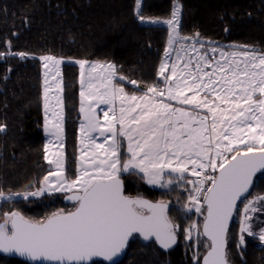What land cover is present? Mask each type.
<instances>
[{
    "label": "snow or ice",
    "instance_id": "6c2138e0",
    "mask_svg": "<svg viewBox=\"0 0 264 264\" xmlns=\"http://www.w3.org/2000/svg\"><path fill=\"white\" fill-rule=\"evenodd\" d=\"M136 8L140 9L139 0ZM180 10L177 2L173 6L171 19L164 21L171 28L169 49L178 39L193 40V44L189 49L183 46L180 49L188 57L186 61L177 53V61L183 64L182 68L173 63L170 74L165 75L169 65L162 62L159 75L167 85V98L181 105H191L192 111L157 102L154 97L165 96V90L157 86H149L140 97L129 95L122 86L112 83L116 74L112 64L92 63L86 75L85 65L89 62L76 61L81 68L80 111L85 121L80 126L83 147L78 174L74 180L64 176L63 153L58 150L54 154L55 160L45 156L48 163L55 164L56 171L50 172L49 176H56L57 180L53 182L48 176L44 177L43 183L48 187L41 189L75 190L69 197L76 202L75 210L54 213L36 221L27 219L19 212L6 213L0 223V252L16 253L33 264H96L94 258L112 262L135 234L145 241H154L167 251L178 243L182 231L169 218L167 203H154L139 196L125 195L121 174L143 173L148 183L158 184L164 172L168 171L178 174V180H185V173L197 177L186 182L192 185L188 196L190 205L202 215L206 211L203 235L211 241V250L203 264H230L226 252L228 225L236 202L248 191L255 174L264 172V53L250 52L246 46H242L245 47L244 51L220 50V59L213 57L210 60L206 53L200 54L195 46L198 33L195 37H180ZM140 19H144L142 14ZM169 49L165 50L166 56ZM217 50L216 47L210 49L213 53ZM191 52H196L195 68L192 67ZM17 55L24 58L26 54ZM40 59L44 62V68L52 73L51 77L45 73L46 130L47 123H52L53 134L60 140L64 130V101L60 95L63 87L59 65L63 61L51 55ZM93 73L98 75L94 77ZM50 79L56 81L55 85L49 83ZM119 79L124 80L125 77L120 76ZM130 83L136 85L137 81ZM53 88L58 93L55 108L59 111H53L49 118L48 93ZM189 92L191 96L187 94ZM148 93H152V98ZM85 101L88 103L85 104ZM92 101H96V105ZM116 101L120 102L119 115L115 109ZM100 103L110 105L103 114L105 126L101 125L95 112V107ZM221 104L227 107H221ZM202 108L211 113L210 125L209 116L196 111ZM93 132H99L101 136L105 132L111 133L110 137L105 136L106 141L111 140L109 147L105 148L103 143L97 144L91 136ZM117 135L128 141L130 158L123 161ZM85 141H90L95 149H102L105 158L101 159ZM62 148L61 143L59 149ZM173 182L169 177L167 184ZM3 196L0 192V197ZM258 199L264 200V197ZM251 203L245 206L246 213L250 208L256 210ZM191 206L185 207L191 211ZM249 219L250 216H245L240 231L252 236L255 233L247 223ZM195 228L198 226L193 224L184 229V238L190 240ZM259 239L264 242V229ZM239 243H245L243 235Z\"/></svg>",
    "mask_w": 264,
    "mask_h": 264
},
{
    "label": "trees",
    "instance_id": "16d2710c",
    "mask_svg": "<svg viewBox=\"0 0 264 264\" xmlns=\"http://www.w3.org/2000/svg\"><path fill=\"white\" fill-rule=\"evenodd\" d=\"M134 1L0 0V128H3L0 131V192H35L48 172L42 148L40 57L51 55L63 61V138L69 178L74 176L79 118L75 62L114 65L116 76L125 77L124 82H117L131 93H141L130 85L132 80L143 86L162 84L157 78V67L165 52L166 30L141 25L135 18ZM173 2L143 0L141 14L145 19L168 18ZM177 2L181 8L179 32L182 37H195L198 33L196 42L201 41L202 45L242 50H245L242 46H246V49L264 53V0ZM17 53L26 55L21 58ZM134 176L136 174L131 172L121 175L125 195H140L153 202L166 203L172 199V192L145 187L143 182L139 185ZM252 192L264 193V174L256 177ZM46 200L47 196L41 197V201ZM11 203L14 211L33 221L44 220L56 211L73 210L59 198L53 206L37 204L36 200ZM36 212L37 216H33ZM173 212L175 210L168 205L170 219ZM255 215L256 229L261 228L264 206L262 212ZM236 239L237 226L232 221L226 252L233 264H264V245L256 239H246L238 255ZM175 249L164 253L154 242L143 243L133 237L118 264H183L182 254ZM0 264L26 263L0 256ZM186 264H191L190 259Z\"/></svg>",
    "mask_w": 264,
    "mask_h": 264
},
{
    "label": "rangeland",
    "instance_id": "374dc122",
    "mask_svg": "<svg viewBox=\"0 0 264 264\" xmlns=\"http://www.w3.org/2000/svg\"><path fill=\"white\" fill-rule=\"evenodd\" d=\"M142 1L143 0H139L140 2V9L137 10L136 8V4H137V0L134 1V14H135V18L138 20V22L141 25H147V26H158V27H162L165 28L166 30V44H165V50L169 49V45H168V40H169V34L171 32V28L169 27V25H167L166 23H164V21L171 19V15L168 18H162V19H140V14H141V7H142ZM177 3V0H174L173 4H172V10H173V6ZM181 9V8H180ZM171 10V13H172ZM139 13V14H138ZM180 15H181V10H180ZM180 20V17H179ZM155 21V22H153ZM180 25V23H179ZM179 31V28H178ZM180 37L181 34L179 32ZM197 43L196 48L199 50L200 54H205L203 52V49L206 48V45L204 44L203 47H201V41L196 42ZM193 44V40H183V39H178L175 43H173L172 47L169 49V55L166 56L165 52L162 56V58L160 59V62L158 64L157 67V78H163L159 75V69H160V65L162 62H167L169 67L168 70L165 72V74L170 73L171 72V66L173 63H176L178 65L179 68L183 67V64L177 61V53L179 52L181 56L184 57V60H187V56H184L183 52H180L181 47L183 46V48L185 49H189ZM213 45V44H211ZM213 46H209L207 47V56H209V59L211 60L213 57H215V59L219 60L220 59V50H217V52L213 53L210 51V49ZM230 49V48H229ZM244 51L242 49L239 48H231V50L228 51H224V52H229V51ZM250 52L254 51L252 49H246ZM255 52V51H254ZM258 53V52H256ZM190 55L193 57V65L192 67L195 68V57H196V52H191ZM214 62V61H213ZM95 63V62H91L90 64ZM44 62L41 60V64H40V74H41V88H40V98H41V117H42V124H41V133H42V148H43V160L44 163L46 164V168L48 169L47 174L44 176H48L50 181L55 182L57 180L56 176H49L50 172H55L56 171V166L55 164H50L48 163V160L45 159V156H48V159L50 160H55L56 156L54 155L58 150L62 151L63 156V167H64V176L69 179V180H74L77 177L78 174V165H79V157L81 155V148L83 147V145L81 144V139H82V133L80 131V126L82 123H84V114L81 113L80 111V107H81V96H80V91H81V68L80 65L78 63L75 62V65L78 67V83H79V105H78V109H77V114H78V122H77V139H76V153H75V158H76V163H75V169H74V176L72 178H69L67 176L66 173V169H65V140L63 138V133H62V138L60 140H57L56 136L53 134V126L52 123H47V130H46V111H45V98H44V89H45V73H48L49 77H51L52 73L49 71V69L44 68L43 66ZM90 64L85 65V74L87 75V72L89 70ZM61 65L62 63L59 65L60 68V72H61ZM106 65V64H105ZM50 68L52 67L51 65L49 66ZM206 71H211V69H205ZM98 73H94V77L97 76ZM62 77V76H61ZM61 77H57V79H61ZM113 79L116 80H120L119 77H117L116 75L113 77ZM124 81V80H122ZM49 83H51L52 85H55L56 81L55 80H49ZM130 85L134 86V87H141L143 89H145L147 86H143V85H139V84H131ZM156 86V85H154ZM62 87H63V80H62ZM101 91H104V88L100 89ZM58 93L56 92V89L53 88L52 91H50L48 93L49 96V109L47 111V116L49 118H51L52 116V112L53 111H59L58 108H55L56 105V99L55 96ZM60 95H62L63 97V92L60 93ZM88 101H85V104H87ZM93 105H96V101H92ZM108 104H103L100 103L97 107H95V112L96 115L100 118V122L102 126L106 125V121L103 118V114L105 111H107L109 109ZM109 116H111V112H109ZM63 129H64V104H63ZM91 136L93 138H95V141L97 144L99 143H103L105 148L109 147V144L111 143V140H105V136L110 137L111 133L105 132L104 136H101L99 132H93L91 133ZM86 143H88L89 148L95 149V146L90 142V141H85ZM227 142V141H226ZM63 144V148L59 149V145ZM241 147H243L241 145ZM47 148V152L45 151V149ZM85 151H88V149H84ZM95 151L97 152V155L100 156L101 159H104V155H103V150L102 149H95ZM89 155H91V153H89ZM226 155H231L230 153H226ZM185 180H176L174 181L172 184H167V180L169 179L168 177H163L160 181V183L158 184H152V186H150L147 182V178L145 177V182H143L142 179H140L137 175L133 177V179L136 180V182L141 185V183L143 182V185H146L145 187H151L153 189H158V190H164V191H169L172 192L173 194H171L172 199H169L166 201V203H168L169 208L172 210H175V212H173V214H171V219L173 220L176 219L174 221V223L178 224L181 228V234L179 237V241L176 245V252H180L182 254V260H183V264H186L188 259H190L191 264H200V259L202 257V255L204 254V252L208 249L209 247V243L202 237L201 234V223L203 221L204 218V213L203 215L201 213H198L195 211V207L190 205V201L188 199L189 196V192L192 188L191 184H187V180H196L197 177L196 176H192L189 175L188 173H185ZM187 175L189 177H187ZM142 180V181H141ZM43 180L41 181L39 188L35 191V192H26L27 198H25V194L26 193H18V194H4L3 197H0V223L3 222L5 214L6 213H11V212H17L13 210V206H12V201H16V200H24V201H28V200H36L37 204L39 203H45L49 206H53L55 201L57 200V198H59V200L61 201L63 199L64 196L69 195L74 193L75 190L73 191H41L42 188L47 189V185H45L43 183ZM160 184H165L166 186L161 187ZM171 185V186H170ZM56 187H58V185H56ZM31 193H39L38 195H31ZM42 196H47V200L46 201H41V197ZM140 197V195H139ZM143 197V196H141ZM259 197H264V193L262 194H257L255 192H252L247 198H245L244 200H242L241 202H239L236 206L235 209V213L233 216V223H235V225L237 226V239H236V245H235V249L237 251V254L239 255L240 253V249L243 248L245 246V243L243 245H241L239 243L240 241V236L243 235L244 239L246 240H252V239H256L259 244L264 245V242H261L259 239V234L261 232L262 229H264V225L261 228H257L256 226L258 224L254 223V220L256 219V213H260L263 210V204H264V200L258 199ZM144 198V197H143ZM156 202H161V201H156ZM249 202L251 203V207H254L256 210L252 211L251 208L249 209V211L246 213L245 212V206L249 204ZM186 205H189L192 207L191 211H188V209L185 207ZM35 209V208H34ZM69 210L74 209V205H70L68 206ZM177 211V212H176ZM203 211V209H202ZM58 212H62V211H56L54 213H58ZM52 213V214H54ZM52 214H48L49 216ZM33 216H37V212L33 215ZM245 216H250L251 219H249L247 221L248 224L251 225L252 231L255 233V235L249 236L247 233H241L240 228H241V223L244 221ZM178 219V220H177ZM254 219V220H253ZM197 225L198 228L193 229L192 231V238L189 239H185L184 238V233L183 230L189 228L191 225ZM227 243L229 245V241L227 238ZM240 247V248H239ZM227 258L230 262V264H233L229 258V256L227 255Z\"/></svg>",
    "mask_w": 264,
    "mask_h": 264
},
{
    "label": "crops",
    "instance_id": "0c3cea01",
    "mask_svg": "<svg viewBox=\"0 0 264 264\" xmlns=\"http://www.w3.org/2000/svg\"><path fill=\"white\" fill-rule=\"evenodd\" d=\"M195 45H197V43H196ZM209 46L216 47L218 50H223V51L231 50V49H227V48H224V47H218V46H215L214 44H213V45L209 44ZM209 46H206V48L209 47ZM206 48L203 49V52H204V53H208ZM208 58H209V56H208ZM88 64H90V63H88ZM86 65H87V64H86ZM90 65H91V64H90ZM169 74H170V73H167V74H165V75H169ZM92 75H94V73H93ZM115 75H116V74H115ZM158 78H159V77H158ZM159 79H160V81H161L162 84H160V85H156V86L159 87L160 89H164V90H165V96H162V97H161V96H156V97H154V99H155L157 102L162 101V102H164V103L171 104L173 108H177V107H179V108H184V109H186V110H188V111H192V106H191V105H181V104L177 103V102L174 101V100H169V99L167 98V94H166V88H167V85H166L165 82H164V78H159ZM117 81H122V80H116V79H113V78H112V83H113L114 85L122 86V87L124 88L125 92L128 93L129 95H133V94H135V93L128 92V91L125 89L124 85L118 83ZM122 82H124V81H122ZM169 83H175V81H170ZM148 87H149V86H147L145 89H143V88H141V87H138V88L135 87V88L139 89L140 92H141V93H139V94H135V95H136L137 97L143 96V95L147 92ZM79 90H80V88L78 89V93H79ZM187 94H188L189 96L192 95L191 92H189V93H187ZM148 96H149L150 98H152V93H148ZM78 97H79V94H78ZM210 98H211V97H210ZM216 103H219V101H216ZM213 106H215V105H213ZM109 107H110V106H109ZM119 107H120V102H119V101H116L115 109H116V113H117V115H119ZM221 107H227V105L221 104ZM137 111H140V109H137ZM196 111H198L200 115H208V116H209L208 124L210 125V124L212 123L211 113H209V112L207 111V109H203V108H202V109H198V110H196ZM111 115H112V113H111ZM116 127H117V129H119V125H118V124H117ZM117 139L120 141V145H121V147H120V155H121V159H122V161L125 160V159L130 158V153H128V151H127V146H128V141H127V139H126L125 137H122V136H119V135H117ZM224 143H227V142L224 141ZM129 173H130V172H129ZM123 174H126V173H122L121 175H123ZM135 174H136L137 176L141 177V179L143 180V182H145V177H144L143 173L136 172ZM177 176H178V174L170 173V172H168V171H165L164 174H163V177H168V178L171 177V178L173 179V181H176V180H177ZM187 177H189V176L187 175ZM180 181H181V180H180ZM148 184H149L150 186H152V184H150V183H148ZM149 185H148V186H149ZM148 186H147V187H148ZM170 186H171V185H170ZM149 188H151V187H149Z\"/></svg>",
    "mask_w": 264,
    "mask_h": 264
},
{
    "label": "water",
    "instance_id": "95a60500",
    "mask_svg": "<svg viewBox=\"0 0 264 264\" xmlns=\"http://www.w3.org/2000/svg\"><path fill=\"white\" fill-rule=\"evenodd\" d=\"M216 174H218V173H216ZM260 174H264V172H257V173L255 174V176L253 177L252 185L249 187L248 191H247L244 195H242V196L237 200V202H236V206H237V204H238L239 202H241L242 200H244L245 198L248 197V195H249V194L251 193V191H252V188H253L254 181H255L256 177L259 176ZM73 194H74V193L69 194V195H66V196L63 197V203H64V204H66V205H74V209H73L72 211L75 210L76 202L73 201V200H71V199H69V197L72 196ZM135 197H138V196H135ZM142 198H143V197H142ZM144 199H146V198H144ZM147 200H149V199H147ZM149 201H151V200H149ZM151 202H153V201H151ZM154 203H155V202H154ZM234 213H235V211L233 212V215H232V217H231V219H230V221H229L228 229H229V227H230V225H231V222H232V220H233ZM205 216H206V211H205V213H204V218H203V221H202V223H201V234H202V237H203V238L209 243V247H208V249L204 252V254L202 255V257H201V259H200V264H203L205 256H207L208 252L211 250V249H210L211 241H210L206 236L203 235V223H204ZM134 237H138L143 243L154 242V241H145V240H144L142 237H140L138 234H135ZM131 239H132V238H130V240H131ZM130 240H129V241H130ZM154 244L156 245V247H157L161 252H164V253H167V252L172 251V250L176 247V245H177V244H176L175 246H173V248H171V249L165 251L164 249H161V248L159 247V245H157L155 242H154ZM127 247H128V246H127ZM127 247L124 249V251H123L122 253H120L117 257H115L114 260H113L112 262L104 261L102 258H94V259H95V262H96V263H102V264H118V263H120V262L123 260L125 254H126V251H127ZM226 248H227V246H226ZM0 256H2V257H6V258H10V259L19 260V261L24 262V263H26V264H33V262L30 261L28 258H26V257H22V256H20V255H18V254H16V253H4V252H0Z\"/></svg>",
    "mask_w": 264,
    "mask_h": 264
}]
</instances>
